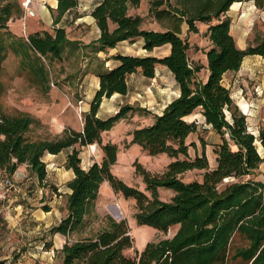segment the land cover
<instances>
[{
  "label": "trees",
  "instance_id": "16d2710c",
  "mask_svg": "<svg viewBox=\"0 0 264 264\" xmlns=\"http://www.w3.org/2000/svg\"><path fill=\"white\" fill-rule=\"evenodd\" d=\"M141 1L100 0L91 11L100 36L86 43L71 39L66 26L58 25L79 0H58L57 8H51L53 30L41 29L27 36L15 33L9 25L10 20L23 16L21 2L0 0V73L4 61L14 53L21 72L29 73L44 92L51 88L53 63L69 56L82 64L70 71L72 82L87 72L100 78L90 109L83 115L82 129L68 126L53 138L34 137L30 133L33 116L0 112V172L13 175L26 163L30 173L42 183L48 176L45 154L71 149L65 165L75 175L67 183L70 191L66 195V213L49 229L51 234L61 232L67 236L59 250L61 264H264V179L252 176L264 162L257 145L258 140L264 145V127L258 135L249 129L247 114L223 83L224 74L238 70L246 55L264 56V39L245 48L237 45L231 33L232 19L226 12L241 0H152L150 12L163 30L144 27V17L129 12ZM254 1L264 9V0ZM197 21L209 24L211 46L206 50L205 80L199 75L205 65L190 59V42L182 34L184 23L188 31L198 32ZM139 38H143L147 51L169 43L170 52L164 56L117 52L111 56L119 61L114 67L107 66L106 59L99 56L124 40L134 42ZM158 64L173 72L180 94L161 113H156L151 123L135 127L130 143L139 144L151 155L166 153L174 159L163 173L152 172L135 161L136 172L146 183L143 190L113 172L119 146L102 140L103 131L112 129L139 107L126 103L107 117L98 112L105 97L128 92L129 74L140 70L143 75L154 77ZM3 89L0 78V92ZM197 109L222 138L215 148L214 167H210L205 151L194 158L189 156L187 138L197 130L198 123L187 116ZM96 142L101 144L102 160L84 167L81 147ZM191 169H204L203 178L183 180L181 175ZM104 181L126 198H135L138 224L163 231L178 225L176 232L148 241L132 257L126 254L134 243L126 219L108 215L104 225L89 231L87 216L95 208ZM160 187L174 191L171 199L160 196ZM44 209L49 210L50 206L45 204ZM45 244L53 243L49 240ZM0 264L8 263L1 260ZM9 264H15V260Z\"/></svg>",
  "mask_w": 264,
  "mask_h": 264
},
{
  "label": "rangeland",
  "instance_id": "374dc122",
  "mask_svg": "<svg viewBox=\"0 0 264 264\" xmlns=\"http://www.w3.org/2000/svg\"><path fill=\"white\" fill-rule=\"evenodd\" d=\"M19 1L22 4L23 0ZM82 1L85 0H81V2ZM151 1L152 0H142L139 6H131L129 12H140L144 14V27L155 26L163 28L159 21L155 19L154 14L150 12ZM23 16L20 17L24 22L23 29L22 27L21 29L23 34L27 36L29 33L27 27L28 23L31 19H36L37 15L29 16L26 19H24ZM15 19L16 18L13 20ZM11 21L12 20L9 21L10 28ZM196 23L199 27L198 32L188 31V25L184 23L182 33L190 42L189 56L194 63L201 62V60L204 59L206 50L209 49L211 45V41L207 35L209 24L204 21H197ZM50 30H53V27H51ZM67 31L69 36L77 38L92 33V25L85 21L79 24L73 22V24L67 25ZM134 47L130 46L129 49L132 50ZM139 52L143 51L140 50ZM158 52L159 54H164L166 50L164 48H159ZM77 61L78 58H71L70 56L63 61H55L51 69V88L48 92H44L39 84L30 77L29 73L21 72L19 58L14 55V53H10L4 61V67L0 73V78L4 85L3 91L0 92V112L3 111L11 114L24 112L33 116L35 120L32 123L30 133L34 137L53 138L62 134L66 127H75L80 124L81 118L83 121L84 113L79 109V101L76 98L79 97L80 89L82 92L80 84L83 78H80L79 75L81 74H79L73 80V83L72 79H69L70 71L82 65ZM149 81V83L148 80L139 81V88L130 94V96L137 97L138 99L131 97L133 102L129 103L139 108L132 112L129 117L119 120L112 129L102 132L103 143L112 141L116 142L119 146L118 160L112 167L113 172L125 182L136 185L143 190H145L146 183L142 175L136 172L135 161H139L152 172L163 173L166 171L169 162L174 159L166 153L151 155L139 144L130 143L132 138L131 131L135 127L147 125L154 120V114L150 110L151 108L148 107L155 105V101L159 99V94L156 91L159 90V87L165 86L166 89H168L167 91L171 89L170 87L173 83L172 73L166 68L165 71H161V76L158 81ZM147 85L152 86L153 93L148 94L146 91H150V89L147 87L145 91L141 92L142 96L138 95L140 91L138 89H142V87ZM139 99L146 100V104L142 106ZM113 113H115V111H112V114ZM189 119H196L198 123L197 130L192 132L187 138V142L190 144L189 156L194 158L196 154H202V152L205 151L210 161V167H214L217 156L215 148L222 141L220 133L205 124L199 109L190 114ZM248 123L251 126L253 125L251 121ZM258 141V149L261 154L264 155V148ZM103 154L100 143L96 142L85 145L81 147L80 152L82 164L89 166V164L96 160L101 161ZM180 156L184 157L183 155ZM44 159L47 163L48 176L42 183L38 181L36 175H33L26 169H17V175H8L5 172H0V178H12L15 186L17 183L22 184V182L18 181H21L23 177V182L34 185L33 190H29L31 186L26 188V184L22 185L20 192H17L19 189L14 190V187L12 189L10 195H13V193L15 194V192L19 193L17 199L22 202L18 210L15 208L11 210L13 216L15 218L16 215L22 217V213L20 215L19 211H23L27 216L19 219L18 225H20L21 231L13 230L11 241L19 239L18 241L20 242H28V239L24 238L21 234L24 233V230H27V232L29 231L23 224L26 223V219H29L32 212L41 213L42 209H44V205H49V201H51L53 207L56 208V212L53 213V218L55 220L59 216L63 217L66 213V195L69 190L67 183L72 179L70 178L71 170L65 165L67 159L66 151L52 157L47 154L44 156ZM203 173L204 169H191L184 172L181 177L185 181L194 179L201 180L203 178ZM252 176H255L257 179H264V162ZM159 191L160 196L166 200L171 199L174 195V191L171 188L160 187ZM2 208L3 204L0 206V211ZM135 212V198H126L121 192L116 191L108 181H104L101 185L95 208L93 212L87 216V221L89 223L88 229L89 231L90 229H99L106 223V216L108 215L118 220L126 219L130 227V233L134 238L133 246L126 249V254L132 257H135L138 250L140 251L143 249L148 241L172 236L178 229V225L172 226L168 231H163L148 224H138L135 218ZM29 221V229L31 232H28L30 233L28 236L31 237L29 238L30 240H33L31 250L33 253L37 252V254L34 253L33 255L29 253V251H26L21 264H61L59 250L65 241L58 239L53 241L52 247L47 249L49 252H46L47 250L45 249L48 246L46 244L44 245V243L39 240V236H36L39 234L38 228L34 227L32 229V220ZM36 245H38V247H36ZM39 246H41V250L43 251L41 255H38ZM43 253L46 256H48V253L52 256L50 262L44 261V258H42Z\"/></svg>",
  "mask_w": 264,
  "mask_h": 264
},
{
  "label": "crops",
  "instance_id": "0c3cea01",
  "mask_svg": "<svg viewBox=\"0 0 264 264\" xmlns=\"http://www.w3.org/2000/svg\"><path fill=\"white\" fill-rule=\"evenodd\" d=\"M100 0H85L79 1L78 5L74 7L70 12H67L64 14L62 20L58 23V25L66 26L68 24H73V22H76L77 24L81 22H88L92 25V33H89L87 35H82L80 37H71V39L80 40L83 42L88 43L89 41L93 39H97L100 36V28L96 23L95 18L92 16L91 11L93 8L99 3ZM58 0H34L33 7L36 11L37 18L31 19L28 23V30L29 32H34L41 29H50L54 26V16L52 13L51 8L55 9L57 8ZM131 14H140L144 17V14L140 12H130ZM226 15L231 17L232 23H231V33L233 34L237 45L240 48H245L249 43H255L259 40L264 39V9L259 8L254 0H241V1H235L230 9L226 12ZM24 18V17H23ZM28 18V17H27ZM22 21V22H21ZM23 20L20 17H17L15 20L11 21V29L19 34H23ZM144 23V22H143ZM22 25V26H21ZM22 27V29H21ZM146 28H153L156 30H163V28L160 27H146ZM130 46H136L132 50L129 49ZM211 46V45H210ZM164 48L166 52L164 54H159L158 49ZM171 45L169 43L164 44L162 46H157L151 51H147L143 48V38H139L134 42H131L129 40H124L120 42L116 47L109 49L107 52H100L99 56H101L103 59H106V65L109 67L116 66L119 61L113 57H111L113 54L117 52H122L125 54H153L157 56H164L170 52ZM210 48V47H209ZM143 52H139L140 50ZM201 63L205 65V67L200 71L199 75L204 80L208 76V60H207V54L205 55L204 59L201 60ZM86 64V62H85ZM168 68L167 66L163 64H158L156 68V75L154 77H147L142 74L140 70L133 72L128 75V85L129 90L127 93H119L116 92L110 97H105L101 103L98 115L101 117H107L112 114V111L117 112L120 107L126 103L133 102L131 100L130 94L137 90L139 81H145L148 80V83L151 81H158L161 76V71H165V69ZM169 69V68H168ZM170 70V69H169ZM172 73L173 83L171 84V89L167 91L165 86L159 87V90H156L159 94V99H157L155 102V105H152L148 108H151L150 110L155 115L156 113H161L164 107L171 102L175 97H177L180 94V88L175 80L173 72ZM82 82L80 84V87L82 88V92L80 89L79 97L76 98L78 102V107L81 110V112L85 113L90 109V102L96 92V90L100 87V78L92 73L87 72L82 77ZM73 83V82H72ZM223 83L231 89L232 96L235 99L236 103L240 106V108L243 110L245 114H247V120L248 122L251 121L253 123L252 128L255 130V134H259V129L261 127H264V56L260 54H249L246 55L242 61V64L238 70H230L224 74L223 77ZM146 87V88H145ZM145 87H142V89L138 92V95H141V92L145 91L147 87H149L150 91H146L148 94L153 93L152 86L147 85ZM171 91V93H170ZM135 99H138L137 97H133ZM146 99V98H144ZM139 99L142 106L146 104V100ZM200 114H202L201 109ZM114 114V113H113ZM189 116H187V119H189ZM203 116V114H202ZM190 120V119H189ZM83 127V121L81 118L80 124L76 125L74 128L76 129H82ZM137 144V143H134ZM259 144L264 148V145L259 142ZM71 149H65L61 152L66 151V155ZM59 152V153H61ZM57 153V154H59ZM49 154L51 157L56 155L54 153H46L45 155ZM82 157V156H81ZM217 163V161H216ZM92 164V163H91ZM89 164V165H91ZM84 167H88L87 165L82 164ZM216 165V164H215ZM214 165V166H215ZM18 169H27V164H21ZM18 170V171H19ZM70 178L74 177V171L70 168ZM22 172V171H20ZM24 179V177H23ZM21 179L22 184L17 183V185L14 187V190H18L17 192H20L21 187L23 184H26L23 182L24 180ZM31 186V189L33 190L34 185L26 184V188ZM70 189L68 190V192ZM15 192L13 195H10V197L3 203V208L0 211V261L1 260H7V263L9 264L12 260H15V264H21L22 259L24 257V253L26 251H29V253L37 254V252H34L31 250L33 246V240H30L28 235H30L31 230L30 228V221L32 220V229L34 227L38 228V235L39 240L42 241L45 245V241L51 240L52 243L55 240H67V236L61 232H57L55 234H51L49 232L50 227L57 224L62 216H59L56 220L53 218V213L56 212V208L53 207V204L51 201L48 202L50 209H42L41 213H35L32 212L30 214L29 219H26V223L23 224L27 230H24V233H21L22 236L26 239H28V242H20L19 239L15 241L12 240V231H21L19 224V219H21L24 216H27L23 211H19L20 215L22 213V217L16 215V218L13 216L11 210L15 208L18 210V207L22 205V202L18 201V194ZM44 208V207H43ZM18 212V213H19ZM28 212V211H27ZM28 224V226H27ZM38 241V240H35ZM53 245V244H52ZM51 246H48L45 250L50 249ZM38 247V245H36ZM38 255H41L43 252L41 249V246H39ZM22 250V251H21ZM37 250V249H36ZM142 250V249H141ZM35 251V250H34ZM21 252V253H20ZM46 252H49L48 250ZM17 255V258L15 256ZM42 258H44V261L50 262L52 259V256L48 253V256H46L44 253L42 254ZM48 258V259H47ZM49 264V263H48Z\"/></svg>",
  "mask_w": 264,
  "mask_h": 264
},
{
  "label": "built area",
  "instance_id": "2783aa9c",
  "mask_svg": "<svg viewBox=\"0 0 264 264\" xmlns=\"http://www.w3.org/2000/svg\"><path fill=\"white\" fill-rule=\"evenodd\" d=\"M33 3H34V0H23L22 1V5L25 9L24 16H23L24 19L36 14L35 9L33 8ZM203 121L208 127H212V125L207 123L205 119H203ZM249 129L255 133V130L252 128L250 124H249ZM14 174L17 175V172L15 171ZM13 187H15V185H14L12 178H9V177L0 178V206L10 197Z\"/></svg>",
  "mask_w": 264,
  "mask_h": 264
}]
</instances>
